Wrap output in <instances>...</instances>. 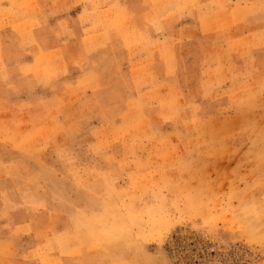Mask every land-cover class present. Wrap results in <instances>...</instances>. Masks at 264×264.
Segmentation results:
<instances>
[{"label":"rangeland","instance_id":"obj_1","mask_svg":"<svg viewBox=\"0 0 264 264\" xmlns=\"http://www.w3.org/2000/svg\"><path fill=\"white\" fill-rule=\"evenodd\" d=\"M200 1L186 14L193 19L182 17L195 34L176 44L180 64L162 53L168 64L158 81L137 76L152 70L149 53L161 59V50L146 46L131 17L164 14V5L181 0H0V32L16 28L27 43L35 29L36 47L65 49L70 77L85 44L103 54L104 86L117 83L118 71V90H131L121 80L129 55L146 56L134 70L141 99L117 116L84 115L78 99L71 117L83 126L73 132L55 123L57 115L37 131L16 130L5 118L0 218L27 226L13 230L1 264H264V34L253 32L264 28V1ZM36 15L39 22L29 19ZM33 56L29 71L39 79L66 73L57 52ZM16 75L0 86L17 85ZM46 87L30 89L44 96ZM93 121L101 131L87 151L78 138Z\"/></svg>","mask_w":264,"mask_h":264},{"label":"crops","instance_id":"obj_2","mask_svg":"<svg viewBox=\"0 0 264 264\" xmlns=\"http://www.w3.org/2000/svg\"><path fill=\"white\" fill-rule=\"evenodd\" d=\"M197 1L198 0H195L196 3L193 4V0H181L180 4L177 5H164L163 7H165L166 10H164L165 13L158 16H155L154 12L151 10H142L135 15V17H131V20L136 26L139 34L147 35L145 38L146 46H149L150 44L155 45L156 43L159 45V49L161 50V59L158 52L153 51L149 53V57L153 61L150 68H152L154 72L151 74V69L142 70V72L137 76H141L142 78H146L147 76L148 78L153 77L154 80L158 81L163 80V77H166L164 69L168 64L162 60V53L165 52L171 53L173 57L171 62L174 67H177V65L180 64L176 44L183 43L184 39H192L195 34V29L193 28L192 23L183 27L182 24L184 23H181L182 17L184 20L192 18L191 15L186 14L189 11L192 13V10L190 9L193 8V5L197 4ZM215 1L218 2L225 0H201L200 2L201 4L207 5ZM235 1H233V3ZM185 8L186 10H183ZM179 10H182V12L179 13ZM169 12L174 14V18H169L170 15H172ZM39 18L40 15L33 16L32 18L29 17V19L33 22L36 20L39 22ZM147 18H153L159 23V25L162 26V29L154 30L153 27L144 20ZM169 20L173 21L171 22L174 24L172 25V29L167 28L166 23ZM253 32H258L260 35H263L264 28H255L253 29ZM18 33L19 32L16 31V28L9 27L0 32V81L2 78H5L7 74L14 76L17 73L19 76L18 77L16 75L19 82L17 85L10 87L0 86V140L3 141L7 135L5 128H3V126L1 128V124L3 125L5 123V118L7 116L14 119L13 127L17 128L16 130L37 131L43 128L48 129L53 123V121L49 122L48 119H50L53 115H57L55 123L63 124L66 130L73 132L74 126L79 129L83 126L81 121L71 117L73 104L78 99L82 101L80 104L81 112L87 116H89L93 110H98L101 113L108 112L117 116L122 112V110L132 109L134 104L141 99L139 94L133 88L135 82L134 70L139 67H144L146 64V56L141 51H138L136 57L132 56V53L129 55V68L128 71L124 73L125 79H121L123 84H131V90L119 91L118 88L122 87V85H118V83H121L119 80L120 78H118V71H113L111 69V71L115 74V81H117V83L111 87L104 86L105 80L103 81L101 79V68H99V64L103 65L105 62L102 58L103 54H101V52L99 53L100 55L96 52L95 54H91V52L86 50L85 44H83V53L77 60L78 73H76V77H70V62L63 53L65 50L63 47L48 48L43 45L41 47H36L39 46L37 43L39 36L35 29H31L28 32L29 39H32L33 42L31 40L27 43L24 42L23 37H20ZM244 35H246L245 32ZM173 40H176V42L174 43ZM166 45L168 46L166 47ZM55 52H57L62 58V69L63 73L66 72L65 74H62L57 78H45L41 80L29 71L30 68L36 66V57L33 55L36 53L49 54ZM210 52H214V49H211ZM215 55L216 54L211 53L209 56ZM155 56H157L156 60H154ZM234 59L235 57L233 58L231 56V60H233V62ZM237 60L239 66L241 60ZM244 64L245 65L243 66L241 65V68L238 67V74L246 73L247 65L246 63ZM169 78L171 80L173 79L172 77ZM45 85L47 86L46 88L48 91L46 95H33L30 88L37 89ZM118 110H121V112L119 113ZM18 119H23V122H19L18 124ZM113 121L117 122L114 118L109 122L111 123ZM94 123L95 121L92 122L93 126L88 129L86 133H83V135H81L82 137L78 138L79 142L84 143L83 148L87 151H89V147L97 143L94 139H92V136L94 137V133L101 131V127L95 125ZM22 125L23 127H21ZM9 138L11 139V134H9ZM89 153L94 157L96 155L91 153V151ZM36 160L42 161L38 159ZM10 204L13 205L12 203ZM3 206L4 204L0 203V211ZM5 224L6 221H2L0 218L1 258L6 256L3 251H5L7 244L16 240L12 234V232H14L13 230L15 228L17 229L27 226V223H25V225L21 223V219H13V223L9 222L8 226H5ZM8 229H11L9 234L6 233ZM7 257L12 256L9 254Z\"/></svg>","mask_w":264,"mask_h":264}]
</instances>
